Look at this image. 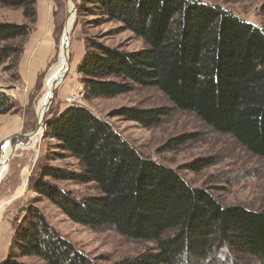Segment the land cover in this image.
Returning a JSON list of instances; mask_svg holds the SVG:
<instances>
[{"label":"trees","instance_id":"obj_1","mask_svg":"<svg viewBox=\"0 0 264 264\" xmlns=\"http://www.w3.org/2000/svg\"><path fill=\"white\" fill-rule=\"evenodd\" d=\"M79 1L78 17H94L89 24L95 26L116 22L121 32H131L145 45L127 53L86 40L78 68L84 99L114 98L134 85L154 87L177 110L194 114L264 160L261 29L199 0ZM0 6L21 9L30 23L36 19L34 0H0ZM27 33V25L0 24V61L19 54L12 43ZM9 102L0 92V115L8 112ZM167 114L164 109L114 112L145 128ZM49 116L45 135L78 162L79 170L43 167L31 180L33 189L74 223L155 244L151 251L116 264H182L188 258L213 259L226 250L264 264V212L224 208L208 190L188 186L176 170L143 157L84 106ZM200 167L203 163L196 161L185 168ZM46 178L92 183L99 194L75 200ZM13 250L2 264H24L17 256L42 264H98L56 233L36 208L16 226Z\"/></svg>","mask_w":264,"mask_h":264},{"label":"rangeland","instance_id":"obj_2","mask_svg":"<svg viewBox=\"0 0 264 264\" xmlns=\"http://www.w3.org/2000/svg\"><path fill=\"white\" fill-rule=\"evenodd\" d=\"M199 1L219 6L264 32V0ZM34 2V23L24 19L21 9L0 6V24L28 26L27 35L12 43L19 54L0 61V92L11 101L8 112L0 115V165L4 163L0 178V264L14 253L16 226L31 208H36L56 233L98 264H116L151 251L155 248L152 242L132 241L110 228L94 229L72 222L60 208L33 189L31 180L42 174L43 167L69 172L79 170L78 162L62 152L45 131L30 143L27 139L36 130L38 115L44 111L51 93L44 96V85L50 70L59 63L70 9V0H46V23L42 25V18L37 14V0ZM74 5L68 68L60 70L53 78V100L43 123L51 111L60 114L73 105L84 106L109 122L143 157L176 170L188 186L208 190L224 208L264 212V160L252 155L230 135L215 132L194 114L177 110L156 88L134 85L127 93L114 98L84 99L78 68L87 51L86 40H95L127 53L143 50L145 45L131 32H121L116 22L99 26L89 24L94 17H78L77 8L81 2L74 0ZM122 109H164L168 114L156 125L145 128L114 116V112ZM174 140L178 143L170 146L169 142ZM196 161H201L203 167L197 171L185 168ZM46 181L70 193L75 200L99 194L92 183L57 182L48 178ZM215 254L213 259L188 258L182 264H258L253 257L239 256L229 250ZM15 260L42 264L34 257L17 256Z\"/></svg>","mask_w":264,"mask_h":264},{"label":"bare ground","instance_id":"obj_3","mask_svg":"<svg viewBox=\"0 0 264 264\" xmlns=\"http://www.w3.org/2000/svg\"><path fill=\"white\" fill-rule=\"evenodd\" d=\"M72 9V6L70 5V9H69V11ZM72 22H73V13H71V15H70V18L68 19V21H67V26L68 27H71V24H72ZM66 33H68V31H65V36H63V38H62V40H61V52H60V60H59V63L52 69V70H50L51 72H50V74L47 76V78H46V83H45V88L44 89H46V91H45V93H44V96H46L47 94H49L50 92L52 93V91H53V89L54 88H51V84H52V81H53V78L55 77V75L60 71V70H62V69H65L66 68V61H67V57H68V54L66 55L64 52H63V49H64V51L66 50V52H68V48L67 47H65V46H67L68 44H67V42H66V40H65V37H66ZM51 93H50V95H49V97L51 96ZM49 97H48V100H49ZM47 104H48V101H47ZM47 104L45 105V108H44V111L41 113V114H39L38 116H39V120H41V118H42V116H43V114L45 113V111H46V107H47ZM41 134V130H39L38 131V135L37 136H35V137H33V138H36V137H38L39 135ZM30 141H31V139H29V143H30ZM6 156V155H5ZM3 162L1 163V165H0V178L3 176V174H2V172H4V166H3Z\"/></svg>","mask_w":264,"mask_h":264},{"label":"water","instance_id":"obj_4","mask_svg":"<svg viewBox=\"0 0 264 264\" xmlns=\"http://www.w3.org/2000/svg\"><path fill=\"white\" fill-rule=\"evenodd\" d=\"M70 5L72 6V9L69 11V14H68V16L70 17V15H71V13H73V16L75 15V5H74V0H70ZM69 17L67 18V21H68V19H69ZM67 21H66V24H65V28H64V33H63V36H65L64 34H65V31H68V33H66V37H65V40H66V42H67V46H65V47H67L68 48V46H69V35H70V31H71V29H72V25H73V22H72V24H71V27H68L67 26ZM63 52L67 55V52H66V50L64 51V49H63ZM66 69H65V71L67 70V68H68V60L66 61ZM65 71H64V73H65ZM64 75V74H63ZM54 82H56V81H54ZM55 89V88H54ZM54 91V90H53ZM52 100H53V92L51 93V96L49 97V100H48V104H47V107H46V111L48 110V107L50 106V104L52 103ZM46 111H45V113H46ZM44 113V114H45ZM43 114V116H42V118H41V120H39L38 121V126H37V128H36V130L30 135V136H28L27 137V139H33V137H35V136H37L38 135V131L39 130H41V133H43L44 131H45V128H46V124H45V122L43 123V119H44V115ZM36 139V138H35Z\"/></svg>","mask_w":264,"mask_h":264},{"label":"crops","instance_id":"obj_5","mask_svg":"<svg viewBox=\"0 0 264 264\" xmlns=\"http://www.w3.org/2000/svg\"><path fill=\"white\" fill-rule=\"evenodd\" d=\"M46 0H37V14H38V17L42 18V22H40V24L44 25L46 22L44 21L45 20V17H44V14L46 12V9H47V5H46ZM40 15V16H39ZM50 29H48V32H49ZM42 51H44V47L41 48Z\"/></svg>","mask_w":264,"mask_h":264}]
</instances>
